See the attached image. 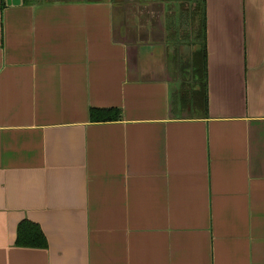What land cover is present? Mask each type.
<instances>
[{
	"label": "crops",
	"instance_id": "obj_1",
	"mask_svg": "<svg viewBox=\"0 0 264 264\" xmlns=\"http://www.w3.org/2000/svg\"><path fill=\"white\" fill-rule=\"evenodd\" d=\"M126 1L0 7V264H264V0H204L207 108L188 117L160 13L126 26ZM21 219L45 247L15 244Z\"/></svg>",
	"mask_w": 264,
	"mask_h": 264
},
{
	"label": "trees",
	"instance_id": "obj_2",
	"mask_svg": "<svg viewBox=\"0 0 264 264\" xmlns=\"http://www.w3.org/2000/svg\"><path fill=\"white\" fill-rule=\"evenodd\" d=\"M29 2L30 0H22ZM160 25L164 28V42L173 44L167 61L184 56L175 68L182 75H173V89L168 92L169 114L172 117H188L190 114L205 115L206 97V53L204 45V0H156ZM0 7L4 0H0ZM174 2L172 15L168 14L169 3ZM171 10V9H170ZM161 14H163L161 16ZM195 44L197 47L180 56L178 45ZM170 55V56H169ZM175 62V60H174ZM116 107H91V120H112L119 117ZM15 244L19 246L45 247V236L35 222L21 219L16 225Z\"/></svg>",
	"mask_w": 264,
	"mask_h": 264
},
{
	"label": "rangeland",
	"instance_id": "obj_3",
	"mask_svg": "<svg viewBox=\"0 0 264 264\" xmlns=\"http://www.w3.org/2000/svg\"><path fill=\"white\" fill-rule=\"evenodd\" d=\"M112 1L117 2L118 0H112ZM137 1H146V0H137ZM131 2H132V0H127L125 2V4L121 6L122 10H120V12H122V17L125 19L126 26L129 24L128 19H130L134 13H136V14L141 13L143 15L144 14L143 12H150V13H152L151 14L152 18L151 19H153L154 15L159 12V8L160 7L159 6L155 7L154 6V4H155L154 2H153L154 4L153 3L151 4V1L149 2V4H148L150 6L149 7L150 8L149 11H147V9H146L147 6H146V8L141 6V9H142L141 10L140 8H137L136 6L134 7L133 3H131ZM114 5L116 6L117 4H114ZM137 6H139V5L137 4ZM144 8H145V10L143 11ZM141 31H142V28H141ZM148 40H152V39L149 38ZM156 40H159L158 36H157ZM190 49H191V46L183 44V45H178V49L177 50H179V53H180V56H181L182 54L187 53ZM168 53L170 54V52H168ZM183 58H184V56L182 55V57L174 59L175 62H174V60H169L168 59V62L170 61V67L171 68H178V67H176V65L178 64V62L183 60ZM171 68H170V72L173 71ZM172 73H173V75H176L177 77L182 75V73L179 70H177V69H175V71H173Z\"/></svg>",
	"mask_w": 264,
	"mask_h": 264
},
{
	"label": "water",
	"instance_id": "obj_4",
	"mask_svg": "<svg viewBox=\"0 0 264 264\" xmlns=\"http://www.w3.org/2000/svg\"><path fill=\"white\" fill-rule=\"evenodd\" d=\"M16 1H18V0H16ZM6 2H10V0H6Z\"/></svg>",
	"mask_w": 264,
	"mask_h": 264
}]
</instances>
